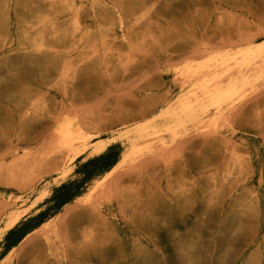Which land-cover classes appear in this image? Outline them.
<instances>
[{"label":"rangeland","instance_id":"1","mask_svg":"<svg viewBox=\"0 0 264 264\" xmlns=\"http://www.w3.org/2000/svg\"><path fill=\"white\" fill-rule=\"evenodd\" d=\"M254 42L264 0H0V264H264V53L178 75Z\"/></svg>","mask_w":264,"mask_h":264},{"label":"bare ground","instance_id":"2","mask_svg":"<svg viewBox=\"0 0 264 264\" xmlns=\"http://www.w3.org/2000/svg\"><path fill=\"white\" fill-rule=\"evenodd\" d=\"M39 26V25H38ZM121 27V26H120ZM31 31V30H30ZM41 35V34H40ZM39 36V35H38ZM35 38H37V36L36 37H34V39ZM39 38V37H38ZM40 38H41V36H40ZM251 38V37H250ZM253 38V37H252ZM42 39V38H41ZM40 39V40H41ZM39 40V41H40ZM33 42H34V40H33ZM35 43V42H34ZM255 44V42L254 43H250L249 45H248V47L245 49V50H243L242 52H240L239 53V55L238 56H235V58H234V61H229V59H223L224 57H221L220 56V54L219 53H216V55L215 54H213L214 56L213 57H211L210 59H206L207 61L205 62V60H204V63H203V61H202V63L201 64H197V65H195V66H193V65H190V66H188L184 71H182V72H179V76L181 77L180 79H182V78H191V77H195V76H197L199 73H201V71H203V70H205V69H209L211 66L210 65H212L213 67H214V69L215 68H222V70H221V72H217L216 71V69H215V71L217 72L216 74H212L213 76H211V75H209L211 78H209L208 77V80H206V82H204L203 84H200V85H198V86H196L195 87V89L194 90H190V96L189 95H187V96H189V98L193 95V96H195V98H198V97H201V96H204V97H209L210 98V100H211V102H212V104L214 105V106H217V103L214 101V97L215 96H218V95H223L224 96V94L226 95L228 92H229V89H233L234 87H232V85H235V83L234 84H230L229 83V81H227L229 84H226L225 86H223L222 85V82H223V79H225V78H229V75L228 74H231V70L233 69V68H236V70L238 71V72H241V68L242 67H244V66H246L247 65V63L252 59V58H255V55H257V54H261V53H264V44H258L257 46H253ZM40 46V45H39ZM230 47H232V45L230 46ZM218 50H219V47H218ZM225 50V49H224ZM219 52V51H218ZM213 53H215V52H213ZM206 54V53H205ZM208 55H209V53H207ZM205 56V55H204ZM210 56H212V55H210ZM202 57V56H201ZM205 58H207V57H205ZM230 59H232V58H230ZM233 60V59H232ZM191 64V63H190ZM262 64H263V62H262ZM172 65H174V63L172 64ZM249 65V64H248ZM212 67V68H213ZM213 70V69H212ZM209 71V70H208ZM213 72V71H212ZM211 72V73H212ZM237 72V73H238ZM209 74V73H208ZM207 75V74H206ZM263 75V74H262ZM230 77H231V75H230ZM235 78V77H234ZM186 81H188V80H186ZM225 82H226V79L224 80ZM240 81V80H239ZM234 82H236L235 80H234ZM190 83V82H189ZM224 84V83H223ZM237 86V85H236ZM242 86V85H241ZM243 86H245V85H243ZM231 87V88H230ZM190 88V87H189ZM239 88H241V87H239ZM262 88V87H261ZM243 89V88H242ZM235 91H237V90H235ZM233 92V91H232ZM231 92V93H232ZM229 95H230V92L228 93ZM232 94H235V93H232ZM183 96H184V94H183ZM249 97V96H248ZM191 98H193V97H191ZM226 99H227V97H226ZM240 99H244L243 97L242 98H240ZM239 99V97H238V100H240ZM194 100V99H193ZM193 100H192V102L191 103H193ZM228 100V99H227ZM229 101V100H228ZM228 101H226V102H228ZM177 102H178V100H177ZM176 102V103H177ZM190 102V101H189ZM195 102V101H194ZM221 102V101H220ZM223 103V102H222ZM222 103H221V105H222ZM183 104H185V103H183ZM220 104V103H219ZM234 104H235V102H234ZM233 104V105H234ZM231 106V105H230ZM210 107V106H209ZM213 108V107H212ZM214 111H217V110H214ZM67 119V118H66ZM65 119V120H66ZM201 119V118H200ZM60 120V119H59ZM62 121H63V119H62ZM69 121V120H68ZM68 121H66V122H68ZM187 121V120H186ZM213 121V120H212ZM71 122V121H70ZM198 122H199V119H198ZM210 122H211V120H210ZM195 123H197V121L195 122ZM203 123V122H202ZM215 123V122H214ZM214 123H213V125H214ZM68 124H71V123H67L66 125H68ZM193 124V123H192ZM198 125V124H197ZM200 125V124H199ZM207 125H209V121H208V124ZM212 125V126H213ZM217 125V124H216ZM185 126V125H184ZM211 126V125H210ZM68 127H69V125H68ZM67 127V128H68ZM196 127V126H195ZM78 128V127H77ZM182 128V127H181ZM211 128V127H210ZM209 128V129H210ZM213 128H215V126L213 127ZM63 129V128H62ZM62 129L61 130H59V132H61L62 131ZM195 129V128H194ZM206 130V129H205ZM208 130V129H207ZM210 130H212V129H210ZM75 131V130H74ZM77 132V134H75V135H79L80 134V136H82L81 135V132H79V131H76ZM78 132H79V134H78ZM167 132H169V131H167ZM199 132H200V129H199ZM58 133V131L56 132V134ZM56 134H53L54 136L56 135ZM60 134V133H59ZM63 134V133H62ZM52 135V136H53ZM61 135V134H60ZM69 135V132H68V134L67 135H63V140H60V141H62V142H60L61 144H58V145H60V147L62 148V149H64V150H71V148H74V150H76V147H74V142H75V139H73V137L72 136H68ZM71 135V134H70ZM58 137H59V135H58ZM76 138H77V136H76ZM154 138H156V137H154ZM85 139H86V137H85ZM150 139V138H149ZM153 138H151L150 140H152ZM77 140H78V138H77ZM82 140V139H81ZM83 141H84V138H83ZM156 141V140H155ZM155 141H153L152 140V145H153V143L155 142ZM57 142H58V138H57ZM77 142H79V140L77 141ZM82 142V141H81ZM76 143V142H75ZM80 143V142H79ZM83 143V142H82ZM145 143V142H144ZM150 142H148V143H146V144H149ZM156 143H157V141H156ZM155 143V144H156ZM159 143V142H158ZM151 144V143H150ZM149 144V146L151 147V145ZM160 145H161V143H159ZM52 145H54V144H52ZM58 147V146H57ZM161 147H162V145H161ZM136 148H137V146H136ZM145 148V147H144ZM166 148V147H165ZM146 149V148H145ZM150 149V148H149ZM53 151V150H52ZM72 151V150H71ZM71 151L70 152H68V153H71ZM145 152H147V151H145ZM113 170H114V168H113ZM112 173V172H111ZM110 175V173L108 172L107 173V176H109ZM104 178H106V176L104 177ZM103 181V179L102 180H100V182H102ZM105 182V181H104ZM105 184V183H104ZM103 186V185H102ZM101 186V187H102ZM106 186V185H105ZM104 186V187H105ZM109 187V186H108ZM95 189V186L91 189V191H93ZM102 189V188H101ZM90 191V192H91ZM98 191H99V189H98ZM98 193V192H97ZM93 196H95V195H93ZM101 196V195H100ZM104 197H105V194L103 195ZM102 196V197H103ZM85 197H87V196H85ZM84 197V198H85ZM91 198V196L89 197V202H90V199ZM95 198V197H94ZM93 198V199H94ZM17 200V199H16ZM44 232V231H43Z\"/></svg>","mask_w":264,"mask_h":264}]
</instances>
